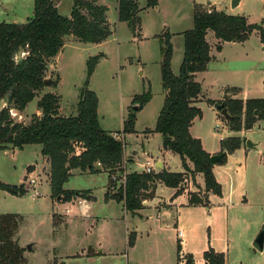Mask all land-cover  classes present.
Wrapping results in <instances>:
<instances>
[{"label":"rangeland","instance_id":"1","mask_svg":"<svg viewBox=\"0 0 264 264\" xmlns=\"http://www.w3.org/2000/svg\"><path fill=\"white\" fill-rule=\"evenodd\" d=\"M16 2V20L25 23L33 15V0ZM207 2L224 3L222 10L225 11L224 8L227 7L229 15L242 16L248 23L257 24L264 29V0H242L234 9L230 0H158L157 9L147 8L145 0H138L141 31L136 36L132 31V24L129 26L128 22H118L115 3L109 0L106 3L109 7L106 21L109 23L111 35L101 44H84L72 36L66 37L62 51L48 62L45 73L46 80L59 79L57 86L45 87L39 91L24 111L14 117V121L29 124L37 110V101L45 93L60 97L59 110L62 116L76 115L77 103L87 78L88 58L97 57L98 63L90 76L87 90L97 95L100 128L124 140L126 174L144 173L146 162L153 173L157 174L161 171L155 165L158 160L164 161L170 172H180L182 166L178 155L170 151L164 153L161 136L153 132L164 99L159 37L163 33L170 35L173 49L171 72L178 76V68L183 58L182 33L193 27L194 3L202 4V10L210 11ZM72 3L73 0H60L56 5L58 13L68 18L73 8ZM4 19L5 23H11L13 18ZM207 42L210 55L217 58L212 67L218 66L220 71L212 78L203 75L197 78V81L203 82V96L197 102L201 117L189 127L190 135L199 136L207 149L216 148L221 151L222 139L238 136L245 139V143L251 141L259 144L257 147L261 151L264 147V132L258 129L247 135L229 132L223 118L213 109L214 104H209V99L225 101L228 94L220 89L224 84L239 85L245 99H264V37L258 31H253L244 43H225L219 54L215 50L217 39L212 33L208 34ZM214 80L215 85H212ZM147 90L151 93L152 100L140 112H136L134 132L122 134L123 122L131 113V108L136 107L132 106V99ZM146 130L150 133H146ZM13 151H0V183L17 187L22 184L26 192L15 197L0 191V214H15L18 217L19 227L12 239L23 249L27 264H185V257L190 254L193 264H204L203 252L209 248L215 253H223L225 264H264V247L262 252L252 247L258 230L264 224V208L243 203L244 186L240 180L242 171L239 169L240 164H243V155L240 150L228 154L219 163L218 168L228 172L233 181L230 184L227 173L220 172L217 175L221 195L216 197L209 193L210 210L195 207V211H182L179 229L184 231L186 247L180 250V261H177L175 253L176 243L172 252L170 251L169 237L174 234L167 231L168 226H173L175 210H171V213L162 211L158 217L162 221L161 233L156 232V225H160V221L155 217L154 208L163 207L161 203L158 205L159 202L170 203L168 200L173 194L172 189L164 184L158 186L155 197L149 200L150 209H146L142 213L143 220H139L126 212L122 203L112 198L105 199L107 190L118 191L123 174L116 173L109 179L104 172L89 174L74 169L63 188L79 191L82 196L63 202L62 195H57L56 198L60 199L56 201V198L51 197L50 187L45 182V179L49 181L47 168L42 166V170L35 175H27L23 168L25 165L40 167L43 158L40 146L25 145L22 149ZM95 167L100 168L97 164ZM254 177L252 191L257 197L262 180L258 174H253L251 179ZM30 179H34L35 190L40 193L37 198H33V187L28 184ZM191 180L187 175L183 183L185 191L192 189L195 194L202 196V192H198L201 187L195 180L193 185ZM198 181L203 186L202 175ZM230 187L231 200L227 197ZM85 191H89L93 197L91 202L87 203L84 199L88 194ZM185 196L182 194L176 197V203L182 204L180 202ZM79 212L91 223L72 224L69 219ZM149 214H152L151 218L148 217ZM187 223L192 225L190 232L185 229ZM87 230L90 233L82 238L80 232L87 233ZM132 231L137 232L140 240L131 250L128 241ZM145 232L149 233V237H146ZM99 241L109 248L111 255L93 260L83 257L84 252L80 249ZM27 246L30 247L29 250ZM94 250L89 248L86 256L93 255Z\"/></svg>","mask_w":264,"mask_h":264},{"label":"trees","instance_id":"2","mask_svg":"<svg viewBox=\"0 0 264 264\" xmlns=\"http://www.w3.org/2000/svg\"><path fill=\"white\" fill-rule=\"evenodd\" d=\"M59 1L33 0V15L25 23L0 22V151L39 145L41 155L47 159L50 168L51 197L62 195L63 202L82 196L79 191L63 188L74 169L89 174L104 172L109 179L116 173L123 174V185L117 192L107 190L105 199L112 198L122 203L123 209L131 214L143 209L146 200L153 199L159 184L177 190L175 196L181 194L184 188L180 187L184 185L187 175L194 180L196 175L201 174L204 191L220 195L221 186L214 180L210 155L204 151L200 140L193 138L189 132L192 122L201 117V110L197 106L201 86L195 81V75L205 71L213 59L207 42L209 33L217 39L215 50L220 51L222 43H244L253 31H258L263 38L264 29L248 23L242 16H230L214 9L204 11L201 6L195 5L193 27L182 33L183 58L178 76L171 72L173 49L170 35L163 33L159 37L161 87L165 96L153 132L161 136L164 150L178 155L183 171L171 173L163 169L157 174H126L123 166L125 144L117 140L114 134L100 128L97 95L87 90L90 76L98 63L97 57L88 58L87 78L77 103L76 115L64 117L59 114L60 97L45 93L36 103L39 114H35L29 124L14 121V117L24 111L39 91L57 86L59 79L45 84V73L48 62L64 47L66 37L72 36L84 44H101L111 35L106 21L107 8L96 4V0H73L68 18L58 13L56 5ZM115 1L118 4V22H132L133 33L139 36L141 21L138 18V0ZM157 1L145 0L147 8H156ZM150 100L148 90L132 99L131 104L137 109L134 111L131 108V113L123 122L122 134L134 132L136 112H140ZM216 103L223 104L231 116L226 124L229 132L248 131L257 120L264 121V99H228ZM209 104L215 103L209 101ZM146 133L150 131L146 130ZM220 142L221 152L231 154L240 148L243 141L234 136ZM96 164L100 168L95 167ZM0 191L15 197L26 192L22 184L17 187L2 182ZM84 199L90 198L85 196ZM188 200L191 206L207 203L201 195L192 192L188 194ZM18 227L15 214H0V264H27L23 249L12 239ZM133 243L134 238L130 236L128 245ZM180 250L178 244V261L181 260ZM203 261L204 264H225V256L209 248L203 252ZM185 264H193L191 255L185 257Z\"/></svg>","mask_w":264,"mask_h":264},{"label":"crops","instance_id":"3","mask_svg":"<svg viewBox=\"0 0 264 264\" xmlns=\"http://www.w3.org/2000/svg\"><path fill=\"white\" fill-rule=\"evenodd\" d=\"M17 0H0V22H4L5 23V19L4 18H13V19H11L10 20V24H15V23H19V22H17V20H16V17H17V14H16V12H17V5H16V2ZM114 1V3H115V5H114V8H116V10L118 11V4H117V2L115 1V0H113ZM231 1V0H230ZM242 2V0L240 1V3ZM106 3H109V0H96V4H98V5H100V6H105L106 8H107V13H108V11H109V7H108V5L106 4ZM239 3V4H240ZM194 5H202V4H199V3H194ZM193 5V6H194ZM223 5H225L224 3H222V4H220L219 2H207V6L209 7V9H210V11H212L213 9L214 10H216V11H219V12H223V13H225L226 15H229L230 13H228V9H227V7H225L224 8V10L225 11H223L222 10V6ZM157 9V8H156ZM107 13H106V16H107ZM231 16V15H230ZM208 36V35H207ZM233 43H236V42H233ZM225 43H223L222 45H221V50L220 51H216L217 52V54H219L221 51H222V49H223V45H224ZM62 51V50H61ZM60 51V52H61ZM59 52V53H60ZM172 54H173V52H172ZM183 54V53H182ZM58 55V54H57ZM56 55V56H57ZM55 56V57H56ZM173 58V57H172ZM213 59H212V61L207 65V67H206V69H205V71H203V72H197L196 73V75H195V81H197V78H198V76H201V75H203V76H210L211 78H212V76H214V74L216 73V72H219L220 70L218 69V66H214V67H212V64H213V62L215 61V60H217V58H216V56H213L212 57ZM220 67V66H219ZM229 68H231V66H228ZM228 67H224V68H228ZM223 68V69H224ZM216 69V70H215ZM222 70V69H221ZM208 74V75H207ZM204 80H206V78L204 79ZM199 84H200V86H201V95L199 96V99H198V101L200 100V98L203 96V92H202V83H200L199 81H197ZM215 80L214 81H212L211 83H213L212 85H215ZM211 85V86H212ZM221 90H224L225 92L224 93H226V94H228V96H229V99L230 100H233V99H237V100H242V101H246V100H249V99H245L244 98V96H243V91L241 90V87H239V85H237V84H224V85H222V87L220 88ZM234 89V90H233ZM227 90H229L230 91V93H227ZM164 96H165V93H164ZM152 100V99H151ZM151 100L144 106V107H146L150 102H151ZM164 100V99H163ZM209 101H211V102H218V101H221V99H215V100H210L209 99ZM197 105H198V103H197ZM34 114H39V111L38 110H36L35 111V113ZM59 114H61V112H60V110H59ZM71 116H74V115H71ZM71 116H69V117H71ZM196 120V119H195ZM194 120V121H195ZM193 121V122H194ZM193 122H192V124H193ZM253 127H252V129L251 130H248V131H245V130H242V131H240V133H245V135H247V134H249V133H251L252 131H254V130H256V129H258V130H262L263 132H264V121H261V120H257L253 125H252ZM191 127V126H190ZM190 132V131H189ZM238 137V136H237ZM193 138H195V139H199L200 140V143H201V146L203 147V149H204V151L205 152H207L210 156H212V155H217L218 153H220L221 151H218V149H216V148H206L205 146H203V143H202V141H201V138L198 136V137H193ZM240 138V137H239ZM241 139V138H240ZM122 140H123V138H122ZM243 142H242V145L240 146V148L239 149H237V150H240V152H241V154L243 155V157H242V160H241V162H243V164H240V166H239V169L242 171V174L240 175V180H241V182H242V185L244 186V201H243V203H245V204H255L257 207H260V208H264V147L261 149V151L260 150H258V147L257 146H259V144H257V143H253V142H251V141H249V143L251 144V145H253L254 146V148H252V149H249L247 146H246V144H245V139H241ZM124 141V140H123ZM264 144V143H263ZM15 150V149H14ZM10 151H13V150H10ZM13 152H15V151H13ZM165 152H167L166 150H164V153ZM134 154H136V153H134ZM144 154H145V152H144ZM143 154V155H144ZM228 156V153H226V156H225V158ZM224 158V159H225ZM155 165H157V167L162 171L163 169L164 170H166V171H168V172H170L169 170H167V168H166V166H165V164H164V161L162 162V161H160V160H158L157 162H155ZM38 166V165H37ZM37 166H32V165H25L23 168L24 169H26L25 171H26V173H27V175H35V174H37L38 172H40L41 170H42V166L43 167H45V168H47V171L49 172V170H50V168H49V164H48V161H47V159L45 158V157H43L42 158V162H41V165H40V167H37ZM181 166H182V164H181ZM189 166L191 167V165L189 164ZM218 166H219V162H217V165H214L213 166V177H214V180L216 181V182H220L218 179H217V175L220 173V172H224V173H227V175H228V181L230 182V184H232V181H233V177L230 179V175H229V173L228 172H226V171H221L219 168H218ZM37 167V168H36ZM31 168V169H30ZM217 169H219L218 170V173L216 174V170ZM75 170H77V169H75ZM183 171V168L181 169V171L180 172H171V173H181ZM215 174V175H214ZM253 174L255 175V174H258L259 176H260V178H261V180H262V183H261V188H260V190H259V194H258V196L256 197L255 196V194H254V191H252V182L255 180V177L253 178V179H251V177L253 176ZM200 175L201 174H199V175H196L195 176V178H194V180L196 181V183L201 187V191L200 190H198V192L200 193V192H202V198H204L206 201H207V203H206V205H200V206H191V205H189V203H188V192H192V193H194V190H187V191H185L186 189H184L182 192H181V194H179V195H177V196H175V193H176V191L177 190H175V189H172V188H170V189H172L173 190V194H172V196L169 198V204L167 203V201H164L163 203L162 202H159L158 203V205L161 203V205H163V207H161V208H157V207H155L154 209V213H155V217H156V219H158V217H159V215H161V213H162V211L164 212V211H169V213H171V210H175L174 212H175V214H176V217L175 218H173L174 220H172V225L173 226H168L167 227V231H169L170 233H172V234H174L173 236H171V237H169L170 238V251L172 252V250H173V245H175V243H176V247H177V245L179 244L180 245V247H181V249L182 248H184L185 249V247H186V242H185V240H184V237H185V235H184V231L182 232V230H180L179 229V225H180V215H181V213H182V211H188L189 209H193L194 211H195V207H197V208H204V210H205V208H206V211H209L210 210V208H209V206H210V201H209V199H208V196H209V193L210 192H205L204 191V184H203V186H202V184H201V182H199L198 180H199V177H200ZM26 178H28L27 176H26ZM45 182L48 184V186H49V181H47L46 179H45ZM191 182H192V184L194 185V182H193V180H191ZM255 182V181H254ZM234 184V183H233ZM158 186H160V184L158 185ZM157 186V187H158ZM221 186V185H220ZM50 187V186H49ZM194 187V186H193ZM181 188H183V186H181L180 187V189ZM66 190V189H65ZM68 191V190H67ZM85 192H87L88 194L86 195V197H89L90 199L89 200H87V199H85L86 201H87V203L88 202H91V200L93 199V197L91 196V194H90V192L89 191H85ZM51 193V192H50ZM182 194H185L186 196H185V199H183V201L182 202H180V203H182V204H180L179 205V203L177 204L176 202H177V198L176 197H180ZM210 194H212V193H210ZM221 195V194H220ZM215 196V195H214ZM154 197H155V194H154ZM153 197V198H154ZM217 197V196H216ZM227 197L230 199L231 197H232V195H231V187L229 188V191H228V193H227ZM153 200V199H152ZM231 200V199H230ZM149 203H150V201L149 200H146L144 203H143V209H141V210H139L137 213H135V214H132V217H135V218H137V219H139V220H143V215H142V213H144L145 211H146V209H150L149 208ZM176 205H175V204ZM123 205V204H122ZM220 205H217V207H219ZM166 208V209H165ZM148 217L149 218H151L152 217V214H149L148 215ZM66 219H68V218H66ZM159 221H160V225H156V232H157V234H159V233H161V229L160 228H162V225H161V223H162V221H161V219H158ZM69 221H71V223L72 224H74V223H77V224H83V223H86V222H90V221H88V218H86L85 216H83L80 212L76 215V214H74V216H72L70 219H69ZM91 223V222H90ZM69 225V224H68ZM67 225V226H68ZM166 225V224H165ZM173 227V228H172ZM190 228H192V225L190 224H186L185 225V229L187 230L188 229V231L190 232L191 231V229ZM154 232H155V230H153ZM181 233V237H179L178 236V233ZM90 232L87 230V233L85 232V231H82V233L80 232V235L82 236V238H85V236L86 235H88ZM145 235H146V237H149V233L147 232H145ZM132 237L133 236V238H134V243H133V245H131V246H129L128 245V247L132 250V249H134L135 248V246L137 245V243L139 242V240H140V237H138L137 236V232L136 231H132V232H130V235H129V237ZM127 242V240L125 239V243ZM129 242V241H128ZM102 242H97V243H95V244H93L92 246L91 245H87V246H85V247H83L82 249H80V250H82L83 252H84V256L83 257H86V258H88V260H93V258H96V257H98V258H102L101 256H104V257H107V256H110L111 255V251L109 250V248H106L105 247V244H103ZM35 246H36V243H35ZM89 248H91V249H95L94 250V252H93V255H91V256H86V251L87 250H89ZM35 249H36V247H35ZM176 253V252H175ZM191 255V254H190ZM192 256V255H191ZM69 257V256H68ZM54 258V257H53ZM72 258V257H71ZM178 261V260H177Z\"/></svg>","mask_w":264,"mask_h":264},{"label":"water","instance_id":"4","mask_svg":"<svg viewBox=\"0 0 264 264\" xmlns=\"http://www.w3.org/2000/svg\"><path fill=\"white\" fill-rule=\"evenodd\" d=\"M241 0H231V7L234 9L236 8L239 3H240ZM132 22L128 21V25L131 26ZM133 31V29H132ZM49 82V80H46L45 81V84H47ZM229 99V96H225V99L224 100H228ZM136 107L133 108L134 111H136ZM213 109H216L219 113V115L223 118L224 122L227 124L229 122V120L231 119V116L229 115L228 113V110L223 107V104H218V103H215L213 105ZM246 146L249 148V149H252L254 148L253 145H251L248 142L245 143ZM226 156V152H220L218 153L217 155H212L210 156L209 160H210V163H212V165H217V162H220L223 157ZM60 198L57 197L56 198V201H58ZM252 247L254 250L258 251V252H262L263 251V247H264V224H262V226L260 227V229L258 230L257 232V235L255 236V239L253 240L252 242ZM27 249L29 250L30 247L27 246Z\"/></svg>","mask_w":264,"mask_h":264},{"label":"built area","instance_id":"5","mask_svg":"<svg viewBox=\"0 0 264 264\" xmlns=\"http://www.w3.org/2000/svg\"><path fill=\"white\" fill-rule=\"evenodd\" d=\"M210 12V11H209ZM115 136V138L117 139V140H120L122 143H124V141L122 140V139H120L119 138V136H117V135H114ZM125 164H126V162H125V160L123 161V166H124V168H126L125 167ZM99 166V165H98ZM144 173H146V174H153V170L151 169V167L150 166H148L147 165V162H146V166H145V171H144ZM123 183H124V176H123V180H122V182H121V185H123ZM28 184H29V186H32L33 187V190H34V195H33V198H37L39 195H40V193H39V191L37 190H35V181H34V179H30L29 181H28ZM182 186H184V185H182ZM79 204H80V202H78ZM178 236L179 237H181V233L179 232L178 233Z\"/></svg>","mask_w":264,"mask_h":264}]
</instances>
